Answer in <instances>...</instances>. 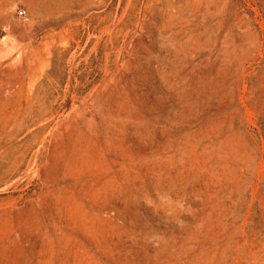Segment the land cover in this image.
Here are the masks:
<instances>
[{"label": "rangeland", "instance_id": "374dc122", "mask_svg": "<svg viewBox=\"0 0 264 264\" xmlns=\"http://www.w3.org/2000/svg\"><path fill=\"white\" fill-rule=\"evenodd\" d=\"M0 31V264H264V0H0Z\"/></svg>", "mask_w": 264, "mask_h": 264}, {"label": "built area", "instance_id": "2783aa9c", "mask_svg": "<svg viewBox=\"0 0 264 264\" xmlns=\"http://www.w3.org/2000/svg\"><path fill=\"white\" fill-rule=\"evenodd\" d=\"M17 13H18V17L22 20L23 23L29 22L30 17L26 10L20 9Z\"/></svg>", "mask_w": 264, "mask_h": 264}, {"label": "water", "instance_id": "95a60500", "mask_svg": "<svg viewBox=\"0 0 264 264\" xmlns=\"http://www.w3.org/2000/svg\"><path fill=\"white\" fill-rule=\"evenodd\" d=\"M2 37H3V34H2V32L0 31V40L2 39Z\"/></svg>", "mask_w": 264, "mask_h": 264}]
</instances>
